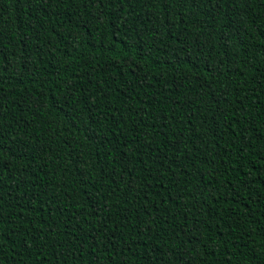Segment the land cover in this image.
Segmentation results:
<instances>
[{"label":"trees","instance_id":"trees-1","mask_svg":"<svg viewBox=\"0 0 264 264\" xmlns=\"http://www.w3.org/2000/svg\"><path fill=\"white\" fill-rule=\"evenodd\" d=\"M0 264H264V0H0Z\"/></svg>","mask_w":264,"mask_h":264}]
</instances>
